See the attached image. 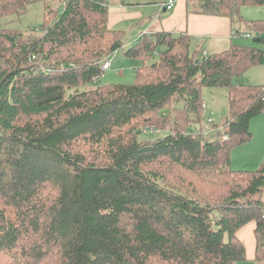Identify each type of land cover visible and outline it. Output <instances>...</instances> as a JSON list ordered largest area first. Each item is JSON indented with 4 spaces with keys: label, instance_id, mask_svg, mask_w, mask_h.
<instances>
[{
    "label": "trees",
    "instance_id": "obj_1",
    "mask_svg": "<svg viewBox=\"0 0 264 264\" xmlns=\"http://www.w3.org/2000/svg\"><path fill=\"white\" fill-rule=\"evenodd\" d=\"M37 1L52 8L28 0L0 18ZM188 4L230 19L253 45L204 53L186 33L145 34L125 49L142 62L135 84L92 87L126 47L109 26L111 0H67L41 31L0 33V254L13 264H237L247 259L238 233L252 222L264 264V162L231 167L264 110V89L244 79L264 66V21L242 16L264 0ZM205 88L229 89L219 136L189 129L140 140L138 125L162 128L169 105L200 124Z\"/></svg>",
    "mask_w": 264,
    "mask_h": 264
},
{
    "label": "rangeland",
    "instance_id": "obj_2",
    "mask_svg": "<svg viewBox=\"0 0 264 264\" xmlns=\"http://www.w3.org/2000/svg\"><path fill=\"white\" fill-rule=\"evenodd\" d=\"M66 1L67 0H47L48 3L50 2V6L54 10H51L52 8H49L48 10L47 5L49 4H46L44 1H37L30 4L27 7L26 12L22 15L8 14L0 18V33H3L4 30L20 31L26 33L29 31V29H38L41 31L44 28L46 15L48 14L51 18L54 14V11L59 15L61 13V10H63ZM126 1L128 2L129 0ZM27 2L28 0H0V8H2V12L6 13L9 12V9H16L19 5H25ZM111 3H114V0H111ZM131 6L135 5H130L129 7ZM242 16L249 22L264 21V7L245 6L242 8ZM132 22L133 20L129 19L128 21H125L124 25H121L118 28H114L115 30L123 29L125 33L123 43L126 47L112 55V57L110 58V69L105 74L100 76V78L97 79L92 87H102L110 85H133L137 81V68L142 62L128 58L125 55V49H127L130 45H134L140 39V36L135 39L134 34L137 35V32L139 34V31L141 29H138L139 27L135 25H138L139 23L141 24V20L136 23ZM137 29L138 31L136 32ZM26 37L31 38L32 34ZM1 44L2 43H0V45ZM234 44L253 45V40L237 36L236 38H234ZM158 50L161 51L162 49L159 48ZM158 55L159 54L157 53L155 59H158ZM41 64L43 63L41 62ZM244 79L245 84L251 86H259L264 89V66H254L249 68L244 75ZM202 99L204 109L200 124H197L195 123V121H193L192 115L188 114L187 116L185 108L183 107L184 105L182 103L179 105H174L173 108L172 105H169L168 108L170 109V113L167 116V121L162 124V128H158V130H155V126L151 124L138 125V127H140V132H142L140 134V140H155L157 138L164 137L170 133H175L178 131H180L181 133H188V131L191 133L194 132L196 135H200L204 138H215V136H219L220 133H222L225 129L224 123L229 114V89L205 88L202 92ZM194 124L197 125L194 126ZM189 129L195 131L192 132ZM251 131L253 133L251 142L242 145L243 147L238 146L232 150V152H234L235 149L242 147L238 151L239 154L236 155V158L239 159L241 163H243L253 153H258L261 149H264V110L259 116L252 120ZM247 148H251L252 153H246L245 149ZM165 164L166 165L164 173L166 174L169 165L168 163ZM254 166H256V164L251 165V167ZM174 176L175 175L170 172L169 178H174ZM196 183L201 187H205V183L200 182L199 184L198 181H196ZM13 263L14 260H11L10 257L7 256V254H0V264Z\"/></svg>",
    "mask_w": 264,
    "mask_h": 264
},
{
    "label": "crops",
    "instance_id": "obj_3",
    "mask_svg": "<svg viewBox=\"0 0 264 264\" xmlns=\"http://www.w3.org/2000/svg\"><path fill=\"white\" fill-rule=\"evenodd\" d=\"M127 3L122 4L120 0H114V3H111L109 26L114 29L124 25L125 21L129 19L133 20L132 23L141 20V24L139 23L141 26L139 24L135 25L139 27L138 29H141L139 34L137 32L138 29L136 30L137 35L134 34L135 39L138 36L141 38L145 34L162 31L173 34L186 33L191 37L194 46H203L204 53H219L227 50L234 44V38L237 37L235 35L236 25L230 19L215 15L197 14L191 10L188 0H177L171 11L165 10L164 3L139 5L137 4L139 3L137 0H129ZM130 5L135 6L129 7ZM118 30L123 31V29ZM242 147L232 152V168L241 171L258 170L264 162V149H261L258 153H253L241 163L236 158V155L239 154L238 151ZM251 150V148H247L245 152L250 154L252 153ZM252 164H256V166L251 167ZM255 227V223L252 222L238 233L239 239L245 243L247 259L237 264H258L256 261Z\"/></svg>",
    "mask_w": 264,
    "mask_h": 264
},
{
    "label": "built area",
    "instance_id": "obj_4",
    "mask_svg": "<svg viewBox=\"0 0 264 264\" xmlns=\"http://www.w3.org/2000/svg\"><path fill=\"white\" fill-rule=\"evenodd\" d=\"M175 4H176L175 0H168L164 4V8L167 11H171V10H173ZM243 37L251 38L252 36L250 34H245V35H243ZM110 67H111V60L110 59L105 60V62L102 65V72L105 74L110 69Z\"/></svg>",
    "mask_w": 264,
    "mask_h": 264
}]
</instances>
